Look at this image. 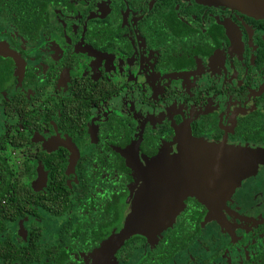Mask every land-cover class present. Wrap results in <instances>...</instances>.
Segmentation results:
<instances>
[{"label":"flooded vegetation","instance_id":"flooded-vegetation-1","mask_svg":"<svg viewBox=\"0 0 264 264\" xmlns=\"http://www.w3.org/2000/svg\"><path fill=\"white\" fill-rule=\"evenodd\" d=\"M187 140L257 164L223 199L185 196L171 225L129 233L130 160ZM262 157L264 20L192 0H0V264H264Z\"/></svg>","mask_w":264,"mask_h":264},{"label":"water","instance_id":"water-1","mask_svg":"<svg viewBox=\"0 0 264 264\" xmlns=\"http://www.w3.org/2000/svg\"><path fill=\"white\" fill-rule=\"evenodd\" d=\"M208 6L237 10L255 19L264 20V0H192ZM240 149H244L241 153ZM259 153L241 147L187 140L180 151L170 156L146 160L135 168L139 181L131 201L127 219L129 233H145L164 229L160 222L145 226V208L163 198L169 213L177 214L180 200L188 195L218 201L226 197L241 180L252 172ZM151 162V164H149ZM136 212L133 214V205ZM175 215L172 217L174 219Z\"/></svg>","mask_w":264,"mask_h":264},{"label":"snow or ice","instance_id":"snow-or-ice-1","mask_svg":"<svg viewBox=\"0 0 264 264\" xmlns=\"http://www.w3.org/2000/svg\"><path fill=\"white\" fill-rule=\"evenodd\" d=\"M168 146L166 147L165 151L167 152ZM241 153H244V149L238 150ZM260 164L264 165V157L260 159ZM130 164L132 165L133 168H139L140 165L137 161L134 159L130 160ZM151 164V162H149ZM133 214L136 212V206L135 204L133 205ZM179 211V209H177ZM175 215V212L169 213V205L167 201L163 198H159L151 202L146 208H145V214H144V221H145V226L149 227L153 224V222H160L161 226H169L171 225L174 221L172 217ZM157 232L160 231L159 228L156 229ZM145 235H151L149 232H145ZM187 239V237H185ZM103 247V246H101ZM98 264H106V262H98Z\"/></svg>","mask_w":264,"mask_h":264}]
</instances>
